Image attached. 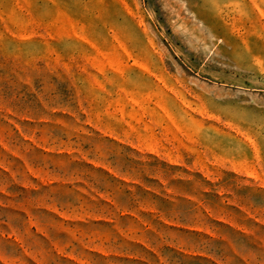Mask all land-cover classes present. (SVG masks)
I'll return each instance as SVG.
<instances>
[{
	"label": "rangeland",
	"instance_id": "1",
	"mask_svg": "<svg viewBox=\"0 0 264 264\" xmlns=\"http://www.w3.org/2000/svg\"><path fill=\"white\" fill-rule=\"evenodd\" d=\"M0 264H264V0H0Z\"/></svg>",
	"mask_w": 264,
	"mask_h": 264
}]
</instances>
